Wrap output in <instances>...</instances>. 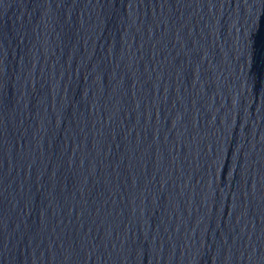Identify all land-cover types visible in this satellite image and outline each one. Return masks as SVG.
I'll use <instances>...</instances> for the list:
<instances>
[{"label": "water", "instance_id": "95a60500", "mask_svg": "<svg viewBox=\"0 0 264 264\" xmlns=\"http://www.w3.org/2000/svg\"><path fill=\"white\" fill-rule=\"evenodd\" d=\"M0 264H264V0H0Z\"/></svg>", "mask_w": 264, "mask_h": 264}]
</instances>
